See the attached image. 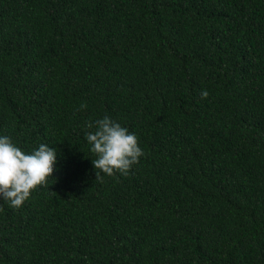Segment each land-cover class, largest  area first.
I'll return each mask as SVG.
<instances>
[{
    "label": "trees",
    "instance_id": "trees-1",
    "mask_svg": "<svg viewBox=\"0 0 264 264\" xmlns=\"http://www.w3.org/2000/svg\"><path fill=\"white\" fill-rule=\"evenodd\" d=\"M105 114L126 175L96 177ZM0 134L57 150L0 264H264V0H0Z\"/></svg>",
    "mask_w": 264,
    "mask_h": 264
},
{
    "label": "clouds",
    "instance_id": "clouds-1",
    "mask_svg": "<svg viewBox=\"0 0 264 264\" xmlns=\"http://www.w3.org/2000/svg\"><path fill=\"white\" fill-rule=\"evenodd\" d=\"M201 96H207V91L202 90ZM86 107L85 102L79 105L80 109ZM85 128L84 137L89 150L96 154V158L92 159L96 177L100 172L126 175L132 164L144 154L137 134L107 114L86 122ZM56 162L55 147L39 143L31 151H25L11 137L0 134V201L19 207L30 196L32 189L46 182Z\"/></svg>",
    "mask_w": 264,
    "mask_h": 264
}]
</instances>
